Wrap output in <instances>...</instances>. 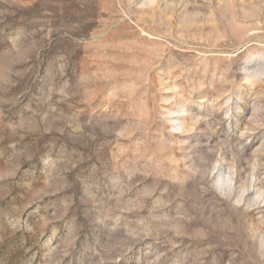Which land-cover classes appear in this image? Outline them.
<instances>
[{
  "label": "rangeland",
  "instance_id": "rangeland-1",
  "mask_svg": "<svg viewBox=\"0 0 264 264\" xmlns=\"http://www.w3.org/2000/svg\"><path fill=\"white\" fill-rule=\"evenodd\" d=\"M0 264H264V0H0Z\"/></svg>",
  "mask_w": 264,
  "mask_h": 264
}]
</instances>
